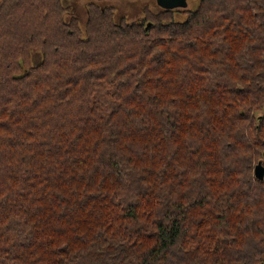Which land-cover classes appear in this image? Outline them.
<instances>
[{
	"label": "trees",
	"instance_id": "16d2710c",
	"mask_svg": "<svg viewBox=\"0 0 264 264\" xmlns=\"http://www.w3.org/2000/svg\"><path fill=\"white\" fill-rule=\"evenodd\" d=\"M0 0V264H264V0Z\"/></svg>",
	"mask_w": 264,
	"mask_h": 264
},
{
	"label": "rangeland",
	"instance_id": "374dc122",
	"mask_svg": "<svg viewBox=\"0 0 264 264\" xmlns=\"http://www.w3.org/2000/svg\"><path fill=\"white\" fill-rule=\"evenodd\" d=\"M62 2L71 9V15H67L66 19L76 17L79 20L81 29L87 18L86 4L89 2H96L101 6H111L115 8L116 21L125 19L133 21L141 16L142 9L149 6L152 11H157L160 8L154 0H109V1H96V0H62ZM194 0H188V6L191 7Z\"/></svg>",
	"mask_w": 264,
	"mask_h": 264
},
{
	"label": "water",
	"instance_id": "95a60500",
	"mask_svg": "<svg viewBox=\"0 0 264 264\" xmlns=\"http://www.w3.org/2000/svg\"><path fill=\"white\" fill-rule=\"evenodd\" d=\"M109 1V0H96ZM157 6L163 10L185 9L188 6V0H154ZM254 176L257 180L264 179V165L258 162L254 167Z\"/></svg>",
	"mask_w": 264,
	"mask_h": 264
}]
</instances>
